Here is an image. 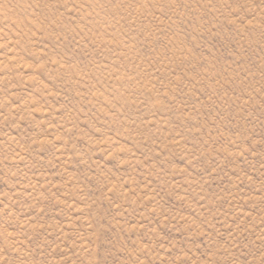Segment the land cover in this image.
<instances>
[{"label":"rangeland","instance_id":"1","mask_svg":"<svg viewBox=\"0 0 264 264\" xmlns=\"http://www.w3.org/2000/svg\"><path fill=\"white\" fill-rule=\"evenodd\" d=\"M0 264H264V0H0Z\"/></svg>","mask_w":264,"mask_h":264}]
</instances>
